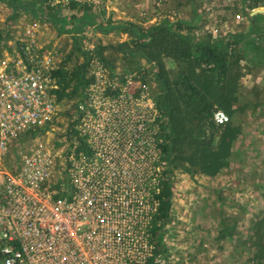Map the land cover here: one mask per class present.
<instances>
[{"label":"rangeland","instance_id":"374dc122","mask_svg":"<svg viewBox=\"0 0 264 264\" xmlns=\"http://www.w3.org/2000/svg\"><path fill=\"white\" fill-rule=\"evenodd\" d=\"M255 2L261 6L252 8ZM40 7L43 10L37 0H0V64H47L53 70L60 62L65 69L85 62L90 64L87 76L98 71L94 64H104L99 72L104 84H112L119 91H143L153 101L160 87L144 57L109 47L103 56L107 61L113 59L114 67L110 68L95 54L96 45L117 47L130 41V32L135 29L145 34L166 20L175 29L182 25L183 33L194 40L206 36L231 46L233 41L241 42L239 36H243L264 47V18L256 23L250 18L254 9H264V0H104L93 8L97 21L84 29L75 21L49 18L46 7ZM73 12L79 16L83 13L81 9ZM108 22L118 27L103 32L99 26ZM71 26L76 29L71 30ZM26 45L30 48L24 52ZM239 49L245 50L241 46ZM246 49L240 98L247 108L233 118L241 124L242 132L233 142L229 165L213 177L198 174L191 178L177 169L168 171L165 178L172 190V205L168 222L157 235L163 247L156 246L149 236L152 254L155 246L160 252L153 254L148 264H252L248 228L255 217L264 216V63ZM73 102V98L57 102V113L51 121L10 144L0 158V175L5 171L16 173L25 154L43 148L53 156V175L46 188L54 195L65 196L69 183L65 175L67 156L73 143L78 142L75 134H65L70 127L66 109ZM76 118L74 113L72 120ZM221 231L228 236L220 239Z\"/></svg>","mask_w":264,"mask_h":264},{"label":"built area","instance_id":"2783aa9c","mask_svg":"<svg viewBox=\"0 0 264 264\" xmlns=\"http://www.w3.org/2000/svg\"><path fill=\"white\" fill-rule=\"evenodd\" d=\"M103 1L37 0V6L69 16L77 15L70 3L95 8ZM94 67V82L79 101L83 115L74 125L85 150H77L76 141L67 156L66 195L46 188L53 156L43 148L25 154L16 173L0 175V264H148L153 259L148 238L158 194L173 169L161 149L165 116L145 92L104 84L103 65ZM50 69L0 64V158L21 135L56 115ZM109 87L118 92L107 94ZM213 119L228 122L222 110Z\"/></svg>","mask_w":264,"mask_h":264},{"label":"trees","instance_id":"16d2710c","mask_svg":"<svg viewBox=\"0 0 264 264\" xmlns=\"http://www.w3.org/2000/svg\"><path fill=\"white\" fill-rule=\"evenodd\" d=\"M30 4L33 5L32 2ZM40 6L43 5H39L42 9ZM259 6L261 5L255 2L252 8ZM45 7L47 17L58 18L62 22L75 21L83 29L85 25L97 21L93 7L89 4H69V7L83 11L80 16L73 13L65 16L56 7ZM250 18L252 23H256L260 18H264V13L252 14ZM117 27L109 22L99 26L103 32ZM70 29L76 28L71 26ZM130 33L132 39L118 44L117 47L97 44L95 54L101 60H106V65L110 68L114 67L113 59L107 61L106 56H103V51L109 47L128 51L131 56L140 55L150 63L154 79L160 87L155 102L165 116L161 122V130L164 132L161 149L168 158L170 168L183 171L191 178L198 174L216 176L229 165L233 142L242 132L241 124L234 122L233 118L237 113L245 112L247 108V103L240 98L241 79L245 75L242 62L246 59L245 53L248 51L246 48L250 49L253 57L262 59L264 63V47L254 45L252 40L243 36H239L241 42L233 41L231 46L222 39L210 41L206 36L194 40L183 33L182 25L178 24L175 29L166 20L155 24L145 34L138 29ZM240 46L245 50L239 49ZM169 63L173 66H169ZM59 64L51 70L56 85L52 93L56 102L66 98L74 99L71 108L66 109L70 127L65 134L77 135L74 125L83 115L79 101L84 99L85 90L94 82L95 76H87L90 64L85 62H78L69 69H65L62 62ZM143 83L146 84L145 79ZM117 92L109 87L106 93L111 95ZM217 110L226 114L228 122H214L213 116ZM74 113L77 118L72 120ZM37 130L39 128L30 130L29 133L34 134ZM77 139V150H85L82 139ZM171 197L170 183L165 180L158 194L159 207L154 217L155 228L152 229V240L161 249L163 244L157 235L158 230L168 222ZM248 233L250 262L264 264V216L255 217L251 221ZM226 236L228 234L221 231L218 237L221 239ZM156 246L153 254L160 252V248L157 250Z\"/></svg>","mask_w":264,"mask_h":264},{"label":"water","instance_id":"95a60500","mask_svg":"<svg viewBox=\"0 0 264 264\" xmlns=\"http://www.w3.org/2000/svg\"><path fill=\"white\" fill-rule=\"evenodd\" d=\"M259 12H264V9H261V8L254 9V10L252 11V14H254V13H259Z\"/></svg>","mask_w":264,"mask_h":264}]
</instances>
